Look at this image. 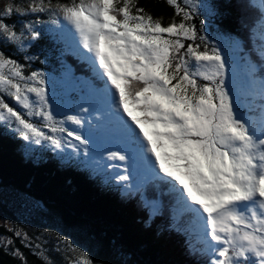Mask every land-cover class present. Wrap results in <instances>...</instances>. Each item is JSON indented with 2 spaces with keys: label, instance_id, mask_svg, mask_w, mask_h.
Instances as JSON below:
<instances>
[{
  "label": "snow or ice",
  "instance_id": "1",
  "mask_svg": "<svg viewBox=\"0 0 264 264\" xmlns=\"http://www.w3.org/2000/svg\"><path fill=\"white\" fill-rule=\"evenodd\" d=\"M167 3L181 17L179 23L173 20L163 26L138 7L137 0L63 4L39 0L27 8L9 3L0 16L47 12L58 27L62 16L78 35L80 54L105 81L102 94L110 99L131 144L151 165L153 178L173 194L175 211L187 214L197 225L190 247L214 257L209 264H264V75L257 77L250 58L244 57L249 73L247 95L258 96L259 102L246 104L247 112L240 110L239 95L227 86L228 67L221 50L215 46L201 49L198 30L188 23L198 10L195 0H188L192 11L179 0ZM209 12L216 14L214 8ZM261 17L258 35L253 29L259 48L253 51L264 61V0ZM21 27L18 34L0 20V36L20 47L25 33L30 40L39 39L34 23ZM227 39L243 52L241 39ZM81 111L87 113L89 108L82 106ZM0 122L29 144L47 142L58 152L71 149L77 155L83 145V155H88L89 141L65 126L71 123L82 128L84 121L76 115L58 120L44 73L25 75L23 66L3 51ZM108 159L127 162L129 156L113 151ZM129 179L122 174L116 181ZM15 255L23 260L21 254ZM45 264L51 261L45 259ZM77 264L93 261L81 253Z\"/></svg>",
  "mask_w": 264,
  "mask_h": 264
},
{
  "label": "trees",
  "instance_id": "2",
  "mask_svg": "<svg viewBox=\"0 0 264 264\" xmlns=\"http://www.w3.org/2000/svg\"><path fill=\"white\" fill-rule=\"evenodd\" d=\"M30 2L38 3L39 0H0V10L9 3L27 8ZM68 2L51 0L52 4ZM179 2L186 10L192 11L189 5L182 4V0ZM195 2L199 10L194 12L193 23L199 33L197 43L201 49L221 45L229 54L234 47L227 37L241 39L244 44L243 52L236 49L237 56L229 63L231 77L237 83L236 90L232 88L234 95H239L244 105L241 110L247 112L245 105L251 100L258 103L259 97L247 95L249 73L244 57L250 58V63L257 69V77L264 75V61L253 51L259 48L257 35L262 18L261 0ZM137 6L144 8L154 19H159L163 26L173 20L177 23L181 21L167 0H137ZM209 8H214L216 14H210ZM0 20L19 32L23 24L38 22L44 25L51 21V16L38 12L27 16H0ZM253 29L257 35H253ZM39 32L38 40H25L23 47L0 36V51L22 65L25 75L39 71L44 76L55 77L56 74L63 76L69 72L71 85H68L74 90L73 98H77L79 91L84 93L86 87L98 99V92L90 88L103 89V80L80 54L76 39L57 29L48 31L42 27ZM10 103L14 105L13 101ZM83 128L88 131L87 126ZM69 151L66 156V153L58 152L46 143L29 144L11 127L0 122V213L7 220L13 219L24 233L38 241L33 240L32 243L30 240L32 244L24 246L17 235L21 231L11 232L0 226V239L9 237L12 242L6 245L0 240V264H45V259L51 264H68L67 259L76 262L78 255L70 254L74 248L67 243V239L84 249L93 264H209L211 256L190 247L195 243L197 225L187 214L181 216L169 205L166 206L169 202H165L163 196L167 186L153 178L150 164L140 157L134 166L139 169L133 170L135 174L129 180L133 184L118 183L107 172L120 165L118 162L125 164L108 159L111 152H118L117 149L110 150L106 159L96 164L92 163L93 158L83 157L82 150L79 155ZM97 151L103 152V149L94 151V154ZM64 154L62 158L60 155ZM107 163L106 174L98 172L97 167L102 169ZM92 166L96 169L90 168ZM10 194L17 199L31 200L43 209H34V213L21 222L17 213L6 205L14 201ZM1 197L4 199L1 200ZM159 203L164 206L156 209L154 205ZM143 205L152 212L149 213ZM15 253L21 254L23 260Z\"/></svg>",
  "mask_w": 264,
  "mask_h": 264
},
{
  "label": "rangeland",
  "instance_id": "3",
  "mask_svg": "<svg viewBox=\"0 0 264 264\" xmlns=\"http://www.w3.org/2000/svg\"><path fill=\"white\" fill-rule=\"evenodd\" d=\"M182 4L189 5L188 0H182ZM198 8H199V6H198ZM47 14L49 16H51L49 13H47ZM52 19H53V17L51 16V20ZM59 19H60V26L59 27L57 25H55V24H51L50 21L47 24H44V25L41 24V23L35 22L34 23V27H35V29L37 31H39V29H41L42 27H44L48 31H52V30L57 29L58 31H61L66 36L74 37L76 39V41L78 42V39H79L78 38V35L75 33V31L71 27V25H69L63 19L62 16H60ZM193 22H194V18L192 20H190V24L194 25ZM22 31H23V29L21 27L20 28V31L17 32V33L20 34ZM25 40L26 41L27 40L28 41L30 40V39H28V34L27 33H25L24 34V37H23V41H25ZM215 47H217V48H219L221 50V53H222V55L224 56V58L226 60L227 67H228L227 86H228V88L230 90H232L233 95H234V91H233L232 88H235V90H236L237 83H236V80L232 79V77H231V74L230 73H231L232 67H231L229 61H230V59H235L236 58V56H237L236 55V48H232L231 47V49L229 51V54H227L225 52L226 49H223V46L220 45L218 47L216 45ZM69 77H70L69 72L64 73L63 76L62 75H58V74H56L55 77H53L52 75H51V77L50 76H45L46 83H47L49 100H50V103L52 105V111H53L54 115L56 116V118L58 120L64 119L66 116H68V114L69 115H76L80 119H81V116L80 115H83L82 116L83 117V120H85L86 117H84V112L81 111V107L82 106L88 107L90 113L93 114V115L95 114L94 107L102 106L103 109L105 108L106 103L102 99L95 98L94 100H92V96L94 94H91L90 95L89 92H88V94H82V93H79L78 92L77 93L78 94L77 98H73L72 97L73 89L70 88V86H69L70 85ZM72 101H73V104H71ZM241 106L242 105H241V101H240V103L238 105V107L240 108V110H241ZM110 110H111V108H108V112L107 113H105V111H104V115H102L101 119H97L98 122H100L101 120L103 122H105L104 117H107V116L110 115ZM67 111H69L70 113H65ZM96 113L98 115H101L102 114L101 112H96ZM93 119H94V116H93ZM35 122L36 123H40V121L38 119H36ZM65 126L68 127L69 129H72L74 131H77L82 136H84L85 139L86 138H89V136H90L89 133H88V131L86 129H84L83 127L80 128V127H77L76 125H72L71 123H66ZM44 131L45 132H48L47 129H44ZM65 138L66 139H71V138L66 137V135H65ZM111 141H114V139L111 138L109 140V142H111ZM44 143H46L48 146H50L47 142H44ZM73 143L79 144L78 141H73ZM89 143L90 144H88V146H87L88 151H90V150L91 151H96V150H98L100 148V145H101L102 142L99 141V140H92V141H89ZM80 146H83V145H80ZM69 150H71V149H65V151L62 152V153H66V156H67L70 153ZM127 153L128 154L130 153V156L131 157L132 156H135V160L133 161L134 163L135 162H138L139 157H138V155L136 154L135 151H133L132 149H130ZM60 156L62 158H64L65 154L64 155H60ZM86 157H90L89 153H88V156H86ZM93 162L94 163H97L98 161H93ZM100 162H102V160H100ZM107 165H108V163L105 165L104 168L99 169L97 167V169L100 170V171L105 170V168H106ZM128 166H131V168H134L133 165L131 164V162H127L125 164L124 170L125 169L131 170V168H128ZM100 167H103V166H100ZM130 172L131 171L127 172V175H129ZM113 173H118V168H115L114 171H113ZM4 198H6L5 195H4ZM4 198L1 197V200H3ZM10 198L12 200H14V201H12V202L10 201L9 203L7 202L6 205H8V207H11V209H13L14 212L17 213V216L20 217V219H22L21 222L25 221L27 217H30L34 213V211L37 210L38 208L43 209V207L41 205L35 204L33 201L28 200L26 198L25 199H21V198H18L17 199L16 197H14L11 194H10ZM2 202L5 203V201H2ZM34 206H36V207H34ZM9 219L7 220V218L4 217L2 215V212H1L0 213V226L5 227L6 229H8L11 232H20L21 231V234L18 237H19L20 242L24 246H30L33 243V240L37 241V239H33L34 236H32L30 234H27V233H24V230H23V228L20 225L14 224V222L12 221L13 219H11V218H9ZM0 240H2V242L5 243L6 245H8L9 242L12 243L11 242V238H9V237H7V238L6 237H2ZM30 240H32V243H30ZM67 243L69 245H72L73 248H74L73 250L70 251V254H73L75 256L78 255V258H80L81 257V253H83V254L87 255V257H88V254H87V252L84 249H81L79 246L74 245L69 239H67ZM57 246H58V242H57ZM57 246H55V247H57ZM35 249H33V250H35ZM67 261H68V264H77V261L76 262L75 261H69V259H67Z\"/></svg>",
  "mask_w": 264,
  "mask_h": 264
},
{
  "label": "bare ground",
  "instance_id": "4",
  "mask_svg": "<svg viewBox=\"0 0 264 264\" xmlns=\"http://www.w3.org/2000/svg\"><path fill=\"white\" fill-rule=\"evenodd\" d=\"M263 71V70H262ZM84 76V75H83ZM261 76V75H260ZM98 77V76H97ZM98 79H100V78H98ZM93 80H95V79H93ZM97 81V80H96ZM95 82V81H94ZM100 83V82H99ZM102 83H103V81H102ZM98 84V83H97ZM103 85V84H102ZM99 86H100V84H99ZM103 88V87H102ZM104 181V180H103ZM153 192V191H152ZM154 198V197H153ZM132 205V204H131ZM166 207V206H165ZM151 215V214H150ZM206 260V259H205Z\"/></svg>",
  "mask_w": 264,
  "mask_h": 264
}]
</instances>
